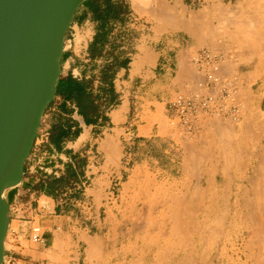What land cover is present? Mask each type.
I'll return each mask as SVG.
<instances>
[{"label":"rangeland","instance_id":"1","mask_svg":"<svg viewBox=\"0 0 264 264\" xmlns=\"http://www.w3.org/2000/svg\"><path fill=\"white\" fill-rule=\"evenodd\" d=\"M263 1L201 0L200 3H198V0L120 1L125 11L122 16V23H126L128 27H125V25L121 28L113 27L106 37V41L111 38L110 41L115 45L112 48L111 55H116L119 58L118 63L120 64L119 61L123 63L127 61V64L133 62V67L138 70L143 66L144 60H148L150 57V47H152L159 52L170 51L171 57L175 60V65L180 67V70L173 67L177 73L160 77L158 78L159 82L155 79L153 81L148 80V86L155 85L153 89H156L155 92L149 94L155 96L161 91L160 95L165 94L164 99L168 101V105L172 96L174 97L184 87L185 83L192 78L193 68L190 60L197 52L206 47L219 50L230 56V62L227 65L228 70L225 72L230 74L232 70L233 72L238 71L244 79L246 102L243 119L238 124H225L221 121H215L213 128L204 136L205 138L183 140L169 126L165 106L162 110L153 108L150 114H153L154 122L160 125V135H170L172 138L147 145L149 153L146 152L145 154L148 157L138 158L137 161L135 160L137 162L135 165H133V161V164L127 167L123 177L113 183L111 188L104 191L105 200L103 201L100 197L98 205L93 209L92 206L86 205L84 200L73 196L72 201L75 200V202H69L68 207H65V213L61 214L70 219L65 220L66 222L64 220L59 222L60 230H57L58 227L54 226V219L51 218L60 215L57 209L53 207L51 199H64L63 193L59 191L54 196H49L39 191L38 188L43 183L47 186L51 181L63 178L65 172L68 176L70 167L72 171L75 170L74 167L78 168L79 164L81 168L85 167L87 158L80 157V160H75L72 159L74 156L69 157V155L60 158L51 151L48 144H41V140L40 146L36 148L31 161L26 162L25 167L28 171H26L24 177L25 183L32 185L33 189H37L39 192L34 193L32 189L27 198L24 197V200L28 201L30 197H33L35 208L39 207V203L43 206L49 204L52 207L50 209H40L41 212L38 214V223L43 226L44 231L47 233L45 236L46 244H30L24 236L21 242L22 245L25 248L32 245L30 250L37 251L40 249L43 255L37 256V254H31L30 252L23 253V250H20L18 257L24 256L23 258L28 260L34 257L35 260L31 264H74L73 250L76 239L72 236L73 231L71 228L76 225L86 226L89 221L86 220L85 213L91 209L93 212L101 213L102 222L107 227L104 235H101L105 251L103 264H197L199 262L201 264H261V261L262 264L264 263V221L261 217H264V195L262 193L264 190L259 187L262 183L264 185V182L261 183V181H264V124H260L261 122L264 123V110H261L260 106L254 101L256 99L255 95H258V89L262 88L264 83L262 82V80L264 81ZM163 12H167V18ZM230 21H234V23L232 22L233 25H229L231 24ZM239 21L241 23L245 22L244 24L247 23L250 29L248 26H244V28L243 23L239 27ZM188 23L192 24L193 27L189 26ZM223 30L227 32L224 33ZM247 30L252 31L250 33ZM194 32L199 33L196 36ZM110 33L114 34L110 36ZM235 33L237 35L240 33L242 38L238 37L240 35H235ZM198 34L201 42H199ZM223 34L226 35L223 36ZM260 36L262 38H259ZM248 37H250V40L247 39ZM83 40L84 38L81 37L78 39V46ZM256 40L257 43L255 44ZM259 40H262V42ZM152 42L153 44H151ZM245 48L247 49L245 50ZM154 57L156 58L157 55L154 54ZM130 58L133 61L129 60ZM116 66L111 67V74ZM104 85L109 88L107 84ZM167 86L172 87L167 88L173 92H170L172 95L169 93L170 96H168V90H162ZM173 87H178V89L174 91L172 90ZM99 95L102 98L107 96L102 92ZM116 95L118 94L115 92L113 96L114 103L116 102ZM108 96L110 97V95ZM134 112L135 106L133 104L132 114ZM255 129L259 131L257 134H255ZM250 131H254L252 132L254 134ZM44 133L43 130L42 135ZM221 135L225 138H221ZM232 142H236V144ZM117 147L115 155L108 157V163L119 168L125 167V146L118 143ZM182 149L185 150L184 154H182ZM172 150L177 151L172 152ZM189 150L193 151L189 154ZM207 150L209 154H206ZM225 150L227 152H224ZM254 150L256 153L261 152L262 159L259 154L255 155ZM96 151L97 149L94 150L95 155L99 156ZM247 156H250V159ZM193 159L196 164L192 163ZM260 160H262V163ZM258 162L261 163L260 166L257 165ZM103 163V161H100L98 166H102ZM33 167L36 168L31 171L30 169ZM257 167H259V171ZM55 173H57V176L54 175ZM196 176L200 178L198 179ZM255 176L258 178H255ZM75 178H71L70 181ZM261 178L263 179L261 180ZM211 182L215 186L206 187ZM252 182L255 186L251 185ZM251 186L254 187L253 190ZM257 186L262 189L258 193ZM260 192L263 197H259L261 196ZM83 193L84 191L79 197H84ZM256 194L259 195L255 196ZM71 195L69 194L67 197H71ZM247 195L250 199L247 198ZM108 197L112 199L109 200ZM108 201L110 204L107 203ZM193 206L197 207L196 210ZM198 208L199 210H197ZM252 215H258V217L260 215V217H252ZM258 220L261 222L257 223ZM186 221H188V224H186ZM255 223H257V226ZM258 224L262 225L258 226ZM257 227L261 228L258 229ZM251 231L253 232L251 233ZM95 233V231L92 232V234ZM251 234L252 236H250ZM257 234H259L256 238L258 244L254 239ZM9 237L10 240L13 239L11 234ZM252 243L253 245H251ZM81 255L83 260L86 256L85 248H82ZM88 256L92 259L91 264H93L94 259H98L97 255L88 254ZM258 260H261L260 263H258Z\"/></svg>","mask_w":264,"mask_h":264},{"label":"crops","instance_id":"2","mask_svg":"<svg viewBox=\"0 0 264 264\" xmlns=\"http://www.w3.org/2000/svg\"><path fill=\"white\" fill-rule=\"evenodd\" d=\"M120 1L113 0V3L121 4ZM86 3L76 13L68 31L66 40L69 36L74 35L76 45L72 49L64 50L61 62L62 76L59 81L57 95L44 116L45 121L42 126V132L44 130V134H49V139L47 140L48 146L52 148L51 151L54 154L60 158L65 157V155H69V157L74 156L72 159L75 160H80V157L87 158V165L85 167L81 168L80 164L78 168L74 167L76 178L71 181L69 180V182L65 181L62 185L60 191L63 193L64 199L54 200L49 198L53 202V207L60 213L56 217H51L54 219V226L58 227L57 230H60L59 222L70 219L61 214L65 213V207H68L69 202H75V200L72 201L73 196L74 198L84 200L85 204L92 206L91 208L93 209L98 205L100 197L103 201L105 200L104 191L111 188L113 183H116L123 177V174L127 171V167L131 166L133 161V165H135L137 164L135 160L137 161L138 158L148 157L145 154L146 152L147 154L149 153L147 145H152L163 140L167 141L169 138H172L170 135H160V125L154 122L153 114H150L153 108L156 110L160 108L162 110L163 106H165L164 109L166 111L168 101L164 99L165 94L160 95L161 91L159 93L156 91L158 94L152 96L149 93L155 92L156 89H153L155 85L148 86V80L153 81L155 79L159 82L158 78L169 76L171 73H177L173 67L180 70V67L175 65V60L171 57L170 51L159 52L156 48L150 47V57L148 60H144L143 66L138 70L133 67V62L127 64V61L124 63L119 61V64V58L116 55H111L112 48L115 47L114 43L110 41L111 38H109V41L103 40V29L105 28V31L109 33L113 27L121 28L123 25L125 27L128 26L122 22H108L106 25H103L102 22L96 19L94 10L90 9L88 5L86 6ZM101 7L103 10L106 8L104 4ZM113 34L110 33V36ZM88 36L90 37L87 42L82 43L83 45L80 48L78 46V39ZM154 54L157 55L156 58ZM129 60L133 61L132 58ZM113 66H116V76L113 81L115 92L118 94L116 95V102L112 105L110 97L103 96L100 101H96V104L100 107L97 118H85L81 116L76 102L71 99V95L68 92V81L73 79L77 85L81 86L89 84L88 92H92L93 96L97 98L105 87L102 82V76L107 69ZM75 76H80L81 80L76 79ZM262 82L264 81L262 80ZM167 88L172 87L167 86L162 88V90L166 91L168 90ZM177 89L178 87H173L172 90L175 91ZM170 92L172 91L168 90V94ZM172 93L170 94L172 95ZM257 94L254 101L260 106L261 110H264V83L262 88L258 89ZM133 104L135 112L132 114ZM40 134L36 140L39 144L41 141ZM43 141H45V138L42 139ZM118 143L125 146L126 163H124L125 167L121 168L108 163V157L110 155L114 156L115 152H117ZM95 149H97L96 153L99 156L95 155ZM176 151L172 150V152ZM182 152L184 154L185 150L182 149ZM100 161L104 162L102 166H98ZM107 163L108 166L106 167ZM26 171L25 167L24 177L26 176ZM63 175V178H68L66 172ZM207 185L206 187L215 186L213 182ZM32 189L33 186L27 185L23 178L21 185L7 191L6 199L9 201V208L13 204L18 203L21 197L28 204L33 197H30L28 201H25L24 197L27 198ZM33 191L34 193H38L40 190L33 189ZM83 191L82 195L84 197H79ZM69 194H72L71 197H67ZM44 197L48 198L47 196ZM108 199L111 200L112 198L108 197ZM107 203L110 204L109 201ZM39 212H41L40 209ZM85 215L87 216L86 220L89 221L86 226L76 225L71 228L73 231L72 236L76 239L73 250L74 264H91L88 254L92 256L100 255H97L98 259H94L92 263L103 264L102 260L105 257V251L101 235H104L107 227L102 222L100 212H93L89 209ZM42 217L40 216V218ZM36 218L38 221V216ZM27 227L28 223L26 221L15 220L11 217L8 234L24 237L27 235ZM93 231L96 233L92 234ZM31 246L29 245L28 248H25L23 253L30 252L31 254H37V256L43 255L40 249L37 251L34 249L30 250ZM82 248H85L86 252L83 260L81 255ZM21 257L12 259L13 262L11 263H9L8 258L6 264H31L35 260L34 257L29 260L23 258L24 256Z\"/></svg>","mask_w":264,"mask_h":264},{"label":"water","instance_id":"3","mask_svg":"<svg viewBox=\"0 0 264 264\" xmlns=\"http://www.w3.org/2000/svg\"><path fill=\"white\" fill-rule=\"evenodd\" d=\"M88 0H0V264L11 217L6 192L22 184L45 116L58 91L65 40ZM58 75L42 109L46 83ZM42 118V119H43Z\"/></svg>","mask_w":264,"mask_h":264},{"label":"built area","instance_id":"4","mask_svg":"<svg viewBox=\"0 0 264 264\" xmlns=\"http://www.w3.org/2000/svg\"><path fill=\"white\" fill-rule=\"evenodd\" d=\"M201 0H198L200 3ZM88 37L80 43V48L86 43ZM74 35L69 36L65 42V49L75 47ZM229 56L225 53L211 49L203 48L190 60L193 68L192 78L185 83L167 105V117L172 131L177 132L183 140H193L205 138L206 134L213 128L215 121L222 123L238 124L242 121L245 109V82L240 72L235 71L227 74L225 69L229 63ZM80 79V76H75ZM45 119L43 118L42 126ZM42 126L39 131L40 140L45 138L41 144H48L49 134L42 135ZM45 135V136H44ZM49 145V144H48ZM40 146L37 141L31 156L27 160L31 161L35 155L36 148ZM52 150V148H50ZM33 167L30 170H34ZM41 170H43L41 168ZM28 171V170H27ZM57 176V173L54 174ZM33 199L27 203L21 200L10 207L12 219H20L28 223L27 235L25 239L33 245L46 244V232L43 226L38 223L37 216L39 209H50V205H40L35 208ZM15 234V233H13ZM10 236V234H9ZM7 236L5 240V260L9 263L12 259L19 258L20 250H24L22 245L24 237L17 235Z\"/></svg>","mask_w":264,"mask_h":264},{"label":"trees","instance_id":"5","mask_svg":"<svg viewBox=\"0 0 264 264\" xmlns=\"http://www.w3.org/2000/svg\"><path fill=\"white\" fill-rule=\"evenodd\" d=\"M102 4L106 8L102 9ZM89 6L90 9L94 10L96 19L102 22L103 25H106L108 22H123L122 16L124 15V7L119 3H113V0H89L86 3V6ZM104 30L103 40L106 39L108 31ZM112 69H107L102 76V82L107 84L108 87H104L101 91L105 95H110L111 104H114L115 88L113 81L116 76V70L111 74ZM89 84L83 86L77 85L73 79L68 81V92L71 95V99L74 100L78 106L79 113L85 118H97L100 112V107L96 104V101H100L102 96L99 95L95 98L92 92H88ZM69 179L61 178L51 181L47 186L43 183L40 185L38 190H40L45 195L54 196L57 192L61 190L62 185L65 181L69 182L72 178H75V172L72 171L71 167L68 169Z\"/></svg>","mask_w":264,"mask_h":264},{"label":"bare ground","instance_id":"6","mask_svg":"<svg viewBox=\"0 0 264 264\" xmlns=\"http://www.w3.org/2000/svg\"><path fill=\"white\" fill-rule=\"evenodd\" d=\"M157 2H158V0H157ZM263 2H264V1H263ZM255 4H256V2H255ZM257 5H259V4H257ZM260 5H261V4H260ZM167 8H168V7H167ZM167 8H166V10H167ZM247 8H248V7H247ZM243 9H244V8H243ZM241 10H242V9H241ZM257 10H258V9H257ZM248 11H249V10H248ZM248 11H247V12H248ZM259 11H261V10H259ZM257 12H258V11H257ZM163 13H164V12H163ZM166 13H167V12H166ZM166 13H164V14H165V17L167 16ZM240 13H241V12H240ZM243 15H244V14H243ZM257 15H258V14H257ZM169 16H170V15H169ZM259 17H261V16H259ZM166 18H167V17H166ZM237 18H238V17H237ZM240 18H241V17H240ZM255 19H256V18H255ZM257 19H258V17H257ZM236 20H237V19H236ZM236 20H234V21H236ZM234 21H230L231 24H229V25H233L232 22L234 23ZM241 21H243V20L241 19ZM246 21H247V20H246ZM239 22H240V21H239ZM224 23H225V22H224ZM242 23H243V22H242ZM242 23H241V22L238 23V25L240 24L239 27H241V24H242ZM244 23H245V22H244ZM244 23H243V24H244ZM186 24H187V23H186ZM222 24H223V23H222ZM222 24H220V25L222 26ZM188 25H189V26H192V24L190 25L189 23H188ZM226 25H227V24H226ZM236 25H237V24H236ZM185 26H187V25H185ZM189 26H188V27H189ZM244 26H248V27H249V25H248L247 23L244 24L243 27H244ZM192 27H193V26H192ZM228 27H229V26H228ZM228 27H227V28H228ZM220 28H221V27H220ZM244 28H245V27H244ZM190 29H191V28H190ZM217 29H218V28H217ZM221 29H222V28H221ZM224 29H225V28H224ZM237 29H238V28H237ZM241 29H242V28H241ZM249 29H250V27H249ZM214 30H216V29H214ZM243 30L245 31V29H243ZM197 31H198V29H197ZM223 31H224V30H223ZM223 31H221V32H223ZM247 31H248V30H247ZM249 31H250V30H249ZM249 31H248V32H249ZM251 31H252V30H251ZM251 31H250V33H251ZM221 32H220V33H221ZM226 32H227V31H226ZM226 32L224 31V33H226ZM234 32H235V31H234ZM248 32H247V33H248ZM194 33H195V32H194ZM197 33H199V32H196L195 35H196ZM220 33H219V34H220ZM247 33H246V34H247ZM217 34H218V33H217ZM246 34H245V35H246ZM255 34H256V33H255ZM221 35H222V34H221ZM224 35H226V34H223V36H224ZM230 35H232V34L230 33ZM235 35H237V34L235 33ZM238 35H240V33H238ZM238 35H237V36H238ZM248 35H249V34H248ZM257 35H258V34H257ZM196 36H197V35H196ZM200 36H202V35H200ZM216 36H217V35H216ZM227 36H228V35H227ZM255 36H256V35H255ZM221 37H222V36H221ZM228 37H229V36H228ZM232 37H233V35H232ZM232 37H231V39H232ZM238 37H241V38H242V35H240V36H238ZM243 37H244V36H243ZM257 37H258V36H257ZM200 38H202V37H200ZM203 38H204V37H203ZM205 38H206V36H205ZM236 38H237V37H236ZM249 38H250V37H248L247 39H249ZM252 38H253V37H252ZM252 38H251V39H252ZM259 38H262V36H260ZM198 39H199V34H198ZM233 39H234V37H233ZM233 39H232V40H233ZM237 39H238V38H237ZM243 39H244V38H243ZM247 39H246V41H247ZM255 39H256V38H255ZM249 40H250V39H249ZM204 41H206V40H204ZM233 41H235V40H233ZM233 41H232V42H233ZM240 41L243 42L244 40H240ZM240 41H239V42H240ZM251 41H252V40H251ZM259 41L262 42V40H259ZM199 42H201L200 39H199ZM202 42H203V41H202ZM235 42H236V41H235ZM237 42H238V40H237ZM242 42H241V44H242ZM244 42H245V41H244ZM263 42H264V41H263ZM263 42H262V44H264ZM208 43H209V42H208ZM245 43H247V42H245ZM253 43H254V42H253ZM256 43H257V40H256L255 44H256ZM258 43H259V42H258ZM238 44H239V43H238ZM251 44H252V43H251ZM246 45H247V44H246ZM260 45H261V44H260ZM238 47H240V46H238ZM241 47H243V46H241ZM247 47H248V46H247ZM253 47H254V45H253ZM246 49H247V48H245V50H246ZM64 50H65V46H64ZM260 52H261V51H260ZM229 57H230V56H229ZM229 60H230V59H229ZM258 65H259V64H258ZM227 70H228V69L226 68L225 71L227 72ZM235 70H236V69H235ZM230 71H231V70H230ZM232 73H233V70H232ZM227 74H228V73H227ZM230 74H231V73H230ZM57 77H58V75L56 74L55 77L49 79L48 82H47L46 85H45V87H46L47 90H46V92H45V95H44V97H43V102H42V103H43V104H42V109H43V111H44V109L47 107V105L50 103V101H51L52 98H53V95H54V88H55V84H56ZM263 114H264V113H263ZM261 115H262V114H261ZM42 118H43V117H42ZM42 118H41V120L39 121V123H36V124H35V126H34V130H35V131H34V134L32 135V137L30 138L29 143L26 142V143H27V149H29V146H30V145L32 144V142H33V139H34L35 134H36V132H37V130H38L37 128L39 127V124H40V123L42 124V121H43ZM260 118H261V117H260ZM263 119H264V118H263ZM259 120H260V119H259ZM261 120H262V118H261ZM263 121H264V120H263ZM255 122H256V121H255ZM259 123H260V122H259ZM259 123H258V124H259ZM256 124H257V123H256ZM260 124H264V123L261 122ZM220 126H221V125H220ZM252 126L254 127V124H253ZM259 126H261V125H259ZM249 128H250V127H249ZM259 128H260V127H259ZM261 128H262V127H261ZM261 128H260V129H261ZM222 129H223V128H222ZM250 129H253V128H250ZM256 129H257V128H256ZM256 129H255V132H256L255 134H257V132H259L258 130L256 131ZM224 130H225V129H224ZM220 131H221V130H220ZM260 131H261V130H260ZM222 132H223V131H222ZM250 132H251V131H250ZM252 132H254V131H252ZM252 132H251V133H252ZM223 133H224V132H223ZM223 133H221V134L224 136ZM263 133H264V132H263ZM263 133H262V134H263ZM217 134H218V133H217ZM252 134H254V133H252ZM222 135H221V138H225V137H222ZM254 137H255V135H254ZM257 137H259V136H257ZM262 137H263V135H262ZM228 138H229V137H228ZM260 138H261V137H260ZM263 138H264V137H263ZM202 141H204V140H202ZM222 141H223V140H222ZM224 141H226V140H224ZM257 141H258V140H257ZM227 142H228V141H227ZM258 142H259V141H258ZM232 143H235V144H236V142H232ZM261 143H262V142H261ZM263 143H264V142H263ZM210 144H211V143H210ZM230 144H231V143H230ZM223 145H224V143H223ZM257 145H258V144H257ZM225 147H226V146H225ZM233 147H234V146H233ZM260 147H262V146H260ZM235 148H236V145H235ZM190 149H191V148H190ZM249 149H251V148H249ZM259 149H260V148H259ZM261 149H262V148H261ZM193 150H194V149H193ZM193 150H192V151H193ZM189 151H190V150H189ZM192 151H190L189 154H190ZM257 151H258V150H257ZM260 151H261V150H260ZM263 151H264V149H263ZM193 152L195 153L196 151L194 150ZM224 152H227V151L225 150ZM249 152H250V151H249ZM253 152H255V155L259 154V155L261 156V154H260L261 152L258 153V152H259V151H258V152L256 153L255 150H254ZM207 153H208V150L206 151V154H207ZM263 153H264V152H263ZM263 153H262V154H263ZM195 154H196V153H195ZM204 154H205V153H204ZM208 154H209V153H208ZM224 154H225V153H224ZM252 154H254V153H252ZM191 155H192V154H191ZM246 155H248V154H246ZM249 155H251V154H249ZM238 156H239V155H238ZM263 156H264V154H263ZM227 157H228V156H227ZM247 157H249V159H250V156H247ZM258 157H259V156H258ZM258 157H257V158H258ZM225 158H226V155H225ZM252 158H253V157H252ZM253 159H254V158H253ZM261 159H262V156H261ZM193 160H194V159H193ZM257 160H258V159H257ZM257 160H256V162H257ZM248 161H249V160H248ZM260 161H261V163H262V160H260ZM260 161H259V162H260ZM249 162H250V161H249ZM251 162H252V160H251ZM259 162H258V164L256 163L258 166H260L259 164H261V163H259ZM263 162H264V157H263ZM190 163H191V160H190ZM192 163H193V164H194V163L196 164L195 160H194ZM228 163H229V162H228ZM247 163H248V162H247ZM253 163H254V162H253ZM227 165H228V164H227ZM246 165H247V164L245 163V166H246ZM248 165H249V163H248ZM193 167H194V166H193ZM247 167H248V166H247ZM262 167H263V166H262ZM186 168H188V167L186 166ZM196 168H197V167H196ZM196 168H194V169H196ZM258 168H259V167H257V170L259 171L260 169H258ZM189 169H190V168H189ZM194 169H193V170H194ZM198 169H199V168H198ZM249 169H250V168H249ZM253 169H254V168H253ZM253 169H252V170H253ZM246 170H248V169H246ZM263 170H264V169H263ZM191 171H192V170H191ZM242 171H243V170H242ZM194 172H195V171H194ZM248 172H249V171H248ZM191 173H192V172H191ZM196 173H197V172H196ZM260 173L263 175V173H262L261 171H260ZM198 174H199V173H198ZM245 174H246V173H245ZM195 175H196V174H195ZM195 175H194V176H195ZM199 175H200V174H199ZM199 175H198V176H199ZM208 175H209V174H208ZM262 175H261V176H262ZM190 176H192V175H190ZM198 176H196V178H198ZM214 176H215V175H214ZM216 176H217V175H216ZM227 176H228V175H227ZM245 176H246V175H245ZM259 176H260V175H259ZM261 176H260V177H261ZM199 178H200V177H199ZM199 178H198V179H199ZM244 178H245V177H244ZM255 178H258V177L255 176ZM252 179H254V178H252ZM259 179H260V178H259ZM262 179H263V178H261V180H262ZM255 181H257V180H255ZM258 181H259V180H258ZM262 182H264V181H261V183H262ZM198 183H199V182H198ZM254 183H255V182H254ZM259 183H260V182H259ZM259 183H258V184H259ZM249 184H251V183H249ZM258 184H257V185H258ZM251 185H254L253 182H252ZM262 185H263V183L260 184V186H259V185H258V186L261 187V188L264 190V185H263V186H262ZM197 186H198V185H197ZM207 186H208V185H207ZM254 186H255V185H254ZM258 186H257L256 188H258ZM251 187H252V186H251ZM195 188H196V187H195ZM239 188H240V187H239ZM253 188H254V187H252V190H253ZM261 188H258V189H257V190H258L257 193H258L259 191L262 190ZM197 189H198V188H197ZM197 189H195V190H197ZM239 190H240V189H239ZM217 193H218V192H217ZM260 193H261V192H260ZM260 193H259V194H260ZM262 193H263V195H264V191H262ZM262 193L260 194L261 196H259V197H263V196H262ZM196 194H197V192H196ZM246 194H247V193H246ZM253 194H255V192H253ZM259 194H258V195H259ZM230 195H231V194H230ZM258 195L256 194L255 196H258ZM235 196H236V195H235ZM253 196H254V195H253ZM255 196H254V197H255ZM197 197H198V196H197ZM227 197H228V196H227ZM254 197H253V198H254ZM259 197H258V198H259ZM225 198H226V197H225ZM247 198L250 199V197H248V195H247ZM193 199H194V197H193ZM193 199H191V200H193ZM262 199H263V198H262ZM183 201H185V200H183ZM225 201H227V200H225ZM8 202H9V201H8ZM181 202H182V200H181ZM192 203H193V202H192ZM209 203H210V202H209ZM195 204H196V203H195ZM226 204H227V203H226ZM249 204H250V203H249ZM253 204H254V203H253ZM192 205H193V204H192ZM196 205H197V204H196ZM261 206H262V205H261ZM178 207H179V206H178ZM180 207H181V205H180ZM186 207H188V206H186ZM190 207H191V206H190ZM193 207H194V206H193ZM228 207H229V206H228ZM195 208H197V207H194V209H195ZM249 208H250V207H249ZM180 209H181V208H180ZM257 209H258V208H257ZM260 209H261V208H260ZM172 210H173V209H172ZM184 210H185V209H184ZM195 210H196V209H195ZM197 210H199V208H198ZM253 210H254V209H253ZM261 210H262V209H261ZM261 210H260V212H261ZM256 211L258 212V210H256ZM256 211H255V212H256ZM181 212H182V211H181ZM181 212H179V213H181ZM229 212H230V211H229ZM215 213H217V212H215ZM258 213H259V212H258ZM184 214H185V213H184ZM188 214H190V213H188ZM191 214H192V213H191ZM222 214H223V213H222ZM229 214H230V213H229ZM229 214H228V215H229ZM252 214H253V213H252ZM261 214H262V213H261ZM179 215H180V214H179ZM238 215H239V214H238ZM242 215H243V214H242ZM262 215H263V214H262ZM198 216H199V215H198ZM210 216H211V215H210ZM225 216H226V215H225ZM248 216H249V215H248ZM254 216H257V218L260 217V215H259V217H258V215H254ZM254 216L252 215V217H254ZM190 217H191V216H190ZM245 217H247V216H245ZM261 217H262V219H263V220H262V219H261V220L264 221V217H263V216H261ZM195 218H196V217H195ZM230 218H231V217H230ZM257 218H256V219H257ZM161 219H163V218H161ZM236 219H237V218H236ZM167 220H168V219H167ZM193 220H195V219H193ZM193 220H192V222H193ZM228 220H229V219H228ZM228 220H227V221H228ZM254 220H255V219H254ZM182 221H184V220H182ZM188 221H189V220H188ZM188 221H186V222H187L186 224H188ZM196 221H197V220H196ZM196 221H195V222H196ZM180 222H181V221H180ZM258 222H261V221L258 220L257 223H258ZM196 223H197V222H196ZM257 223H255L256 226H257ZM263 223H264V222H263ZM263 223H262V224H263ZM203 224H204V223H203ZM243 224H244V222H243ZM262 224H260V225H262ZM180 225H181V224H180ZM222 225H223V224H222ZM253 225H254V224H253ZM260 225L258 224V226H260ZM140 226H141V225H140ZM219 227H220V226H219ZM219 227H218V228H219ZM235 227H236V226H235ZM186 228H188V227H186ZM193 228H194V226H193ZM248 228H249V226H248ZM254 228H255V227H254ZM254 228H253V229H254ZM257 228H258V227H257ZM260 228H261V227H259L258 229H260ZM197 229H198V228H197ZM213 229H215V228H213ZM263 229H264V227H263ZM11 230H12V229H11ZM188 230H189V229H188ZM199 230H200V229H199ZM210 230H211V229H210ZM251 230H252V229H251ZM261 230H262V229H261ZM179 231H180V230H179ZM181 231H182V230H181ZM216 231H217V230H216ZM257 231H258V230H257ZM259 231H260V230H259ZM127 232H128V231H127ZM130 232H131V231H130ZM184 232H185V231H184ZM197 232H198V231H197ZM225 232H226V231H225ZM252 232H253V231H251V233H252ZM254 232H255V230H254ZM261 232H262V231H261ZM261 232H260V233H261ZM263 232H264V231H263ZM182 233H183V232H182ZM187 233L189 234L188 231H187ZM211 233H212V232H211ZM213 233H214V232H213ZM220 233H221V231H220ZM258 233H259V232H258ZM124 234H125V233H124ZM231 234H232V232H231ZM239 234H240V233H239ZM255 234H256V233H255ZM210 235H211V234H210ZM122 236H123V235H122ZM248 236H249V235H248ZM250 236H252V234H251ZM258 236H259V234H257V236H255L254 239H256ZM261 236H262V235H261ZM191 238H192V237H191ZM249 238H250V237H249ZM260 238H261V237H260ZM184 239H185V237H184ZM251 240H253V239H251ZM182 241H183V240H182ZM187 241H188V239H187ZM191 241H192V239H191ZM193 241H194V240H193ZM245 241H246V240H245ZM137 242H138V241H137ZM184 242H185V241H184ZM255 242H256V243L258 242L257 239H256ZM255 242H254V243H255ZM246 243H248V242H246ZM259 243H260V242H259ZM150 244H151V243H150ZM257 244H258V243H257ZM182 245H183V244H182ZM251 245H253V243H252ZM261 245H262V244H261ZM259 246H260V244L258 245V247H259ZM261 247H263V246H261ZM189 248H190V247H189ZM191 248H192V245H191ZM98 249H99V248H98ZM250 249H251V248H250ZM95 250H96V249H95ZM185 250H186V249H185ZM180 251H181V250H180ZM180 251H179V252H180ZM121 252H122V251H121ZM191 252H192V251H191ZM259 252H260V251H259ZM174 253H175V252H174ZM189 253H190V252H189ZM262 253H263V252H262ZM99 254H100V253H99ZM97 255H98V254H97ZM98 256H100V255H98ZM126 256H127V255H126ZM263 256H264V255H263ZM185 257H186V256H185ZM261 257H262V256H261ZM99 259H100V258H99ZM112 259H113V258H112ZM253 259H256V258H253ZM253 259H252V260H253ZM258 259H259V257H258ZM252 260H251V262H252ZM91 261H92V259H91ZM171 261H172V260H171ZM186 261H187V260H186ZM213 261H214V260H213ZM258 261H259L258 263H260L261 260H258ZM108 262H109V261H108ZM174 262H175V261H174ZM256 262H257V261H256ZM206 263H207V262H206ZM253 263H254V261H253ZM197 264H201V263L199 262V263H197ZM261 264H262V261H261ZM263 264H264V263H263Z\"/></svg>","mask_w":264,"mask_h":264}]
</instances>
